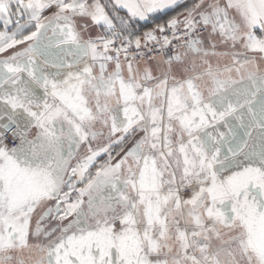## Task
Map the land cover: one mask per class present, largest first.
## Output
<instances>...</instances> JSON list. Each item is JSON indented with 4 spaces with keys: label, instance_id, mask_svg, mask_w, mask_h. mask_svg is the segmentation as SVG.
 I'll return each mask as SVG.
<instances>
[{
    "label": "rangeland",
    "instance_id": "1",
    "mask_svg": "<svg viewBox=\"0 0 264 264\" xmlns=\"http://www.w3.org/2000/svg\"><path fill=\"white\" fill-rule=\"evenodd\" d=\"M209 1L181 0L173 12L183 15L169 23L175 13L137 14L152 0H0V67L17 68L1 86L31 68L35 87L75 69L66 84L50 83L43 106L24 88L5 98L33 120L38 112L76 121L61 167L58 157H25L10 145L14 131H1L0 264H264V105L252 107L264 77L225 76L195 56H104L153 29L199 27ZM45 27L44 46L85 54L47 62L32 48ZM241 123L250 136L234 137L237 148L246 140L232 156L234 140L223 141Z\"/></svg>",
    "mask_w": 264,
    "mask_h": 264
},
{
    "label": "crops",
    "instance_id": "2",
    "mask_svg": "<svg viewBox=\"0 0 264 264\" xmlns=\"http://www.w3.org/2000/svg\"><path fill=\"white\" fill-rule=\"evenodd\" d=\"M180 1L152 0L151 8L143 9L137 14L149 18L155 12L163 14L165 12L175 13L170 19L166 18L169 23H173L178 21L184 13L183 11L178 12V10L173 12ZM143 2L144 0H142ZM209 2L206 10L201 12L197 18V23L204 26L206 31L198 39L194 40L191 47L183 48L172 58L187 61V59L191 60L195 56L196 60L199 61L197 66L209 68L208 65H211L214 70H217V68L223 70L225 76H236L239 79H244V81L247 78L251 80V78L264 77V0H210ZM137 9H139L138 6ZM181 12L182 14L177 17ZM160 23L164 24V21H160ZM27 56L29 59L32 57L33 65L34 54L30 53ZM37 67L39 70L44 68L41 65ZM8 68V72L11 75L17 71L16 67L14 69L11 66ZM32 69L23 72L22 77H19L20 80L13 82V84L10 83L9 87H5L6 85L0 86V91H2L1 93H3L5 100V102L0 101V134L1 131L5 130L6 125L13 120L15 123L14 134H23L24 137L25 142L22 143L19 151L25 157H40L44 161H49L52 157H58L61 167L64 163L66 152L70 154L71 148L75 146L76 121H71L60 113H55V118L51 115L49 116V114L39 117L38 112H33L37 116V120H33L29 116L32 111H28L25 108L22 109L19 104L17 105L12 100H7L5 93L9 88L13 90L24 88L23 92L27 93V95L29 94L28 96L32 98V105L34 101L40 100V105L36 101V108H38L43 106L44 103H41L42 101L48 103L44 90L52 91L50 83L66 84L65 81L72 78H68V76L74 75L75 69L64 76H57L55 79L48 80L47 76H42L44 79L41 81H49V89L44 86V82L39 87L32 86L31 80L34 78ZM11 75L8 79H11ZM8 81L6 82L7 84ZM24 82L26 86L23 87L22 84ZM36 92L38 93V99L35 100ZM17 122H22L21 126ZM55 135H59L64 141H60L51 148L45 147V143L49 144L53 137L55 138ZM40 144H44V147Z\"/></svg>",
    "mask_w": 264,
    "mask_h": 264
},
{
    "label": "built area",
    "instance_id": "3",
    "mask_svg": "<svg viewBox=\"0 0 264 264\" xmlns=\"http://www.w3.org/2000/svg\"><path fill=\"white\" fill-rule=\"evenodd\" d=\"M153 29L147 40L141 44H127L119 53H104L105 57H111L115 62L121 60H149L159 56H175L181 48H184L194 36L203 33L206 28L195 23H187L178 26ZM10 134V133H9ZM11 146L18 147L19 139L14 134L10 138Z\"/></svg>",
    "mask_w": 264,
    "mask_h": 264
},
{
    "label": "water",
    "instance_id": "4",
    "mask_svg": "<svg viewBox=\"0 0 264 264\" xmlns=\"http://www.w3.org/2000/svg\"><path fill=\"white\" fill-rule=\"evenodd\" d=\"M47 30V27L43 28V30H41L38 38H39V42L35 43L32 48L33 50L39 54V55H42L44 56V58L46 59L47 62L51 63L53 61H56V60H60V63L62 65H65V61L64 59H66V57L70 54V53H73L76 58L74 59V61L72 62H75L77 63L79 60L78 58H81L82 55L85 54L86 50L84 47L82 46H72L70 45L69 43H62L61 45L59 46H54L52 44H46L45 46L41 43V39L44 38L45 36V32ZM62 55H65V56H62ZM10 72H8L7 70L3 69L0 67V86L3 84V81L8 79L10 77ZM260 106V107H263L264 105V91L262 92H259L256 94L253 102H252V107L255 109L256 106ZM12 122H10L8 125H6V130L8 131H12L14 129V126H15V123L13 120H11ZM247 125L245 123H241L240 125H238L233 133H232V136L229 137V138H226L223 142L226 144L227 146V143L231 144L232 143V140H234V147L235 145L238 144V141H236V139L234 138L235 136H241V135H244L245 133L250 136L249 134V131H247ZM241 142L237 147H235V149L232 151V156H235L237 155L241 150L240 148H242V146L244 145L245 143V139L241 138ZM226 148V147H225ZM225 151V150H224ZM229 153L226 154V158L228 159L229 158Z\"/></svg>",
    "mask_w": 264,
    "mask_h": 264
},
{
    "label": "flooded vegetation",
    "instance_id": "5",
    "mask_svg": "<svg viewBox=\"0 0 264 264\" xmlns=\"http://www.w3.org/2000/svg\"><path fill=\"white\" fill-rule=\"evenodd\" d=\"M173 57V56H172ZM246 124V123H245ZM21 147V143L18 145V148ZM222 151L224 152L223 145H222Z\"/></svg>",
    "mask_w": 264,
    "mask_h": 264
},
{
    "label": "bare ground",
    "instance_id": "6",
    "mask_svg": "<svg viewBox=\"0 0 264 264\" xmlns=\"http://www.w3.org/2000/svg\"><path fill=\"white\" fill-rule=\"evenodd\" d=\"M41 63H43L44 64V62L43 61H41ZM45 65V64H44ZM47 65V64H46ZM47 66H49V65H47ZM5 130H6V128H5ZM8 130H6V132H7ZM10 134H12V133H10Z\"/></svg>",
    "mask_w": 264,
    "mask_h": 264
},
{
    "label": "trees",
    "instance_id": "7",
    "mask_svg": "<svg viewBox=\"0 0 264 264\" xmlns=\"http://www.w3.org/2000/svg\"><path fill=\"white\" fill-rule=\"evenodd\" d=\"M168 19H169V17H168Z\"/></svg>",
    "mask_w": 264,
    "mask_h": 264
}]
</instances>
